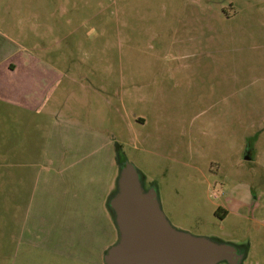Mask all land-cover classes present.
<instances>
[{
    "label": "rangeland",
    "instance_id": "374dc122",
    "mask_svg": "<svg viewBox=\"0 0 264 264\" xmlns=\"http://www.w3.org/2000/svg\"><path fill=\"white\" fill-rule=\"evenodd\" d=\"M156 130L174 136L177 155L191 156L194 178L202 168L238 170L218 159L220 130L238 136L246 154L229 157L241 167L227 189L249 187L240 212L222 220L211 206L197 215L202 191L191 182L184 190L198 196L176 209L179 223L159 201L177 229L248 245L244 264H264V159L245 161L264 141V0H0V234L9 166L16 186L29 174L72 181L79 169L89 172L81 180L88 184L91 167L116 146L134 163L139 140ZM60 148L56 172L49 161L38 173L23 170ZM116 173L117 166L113 186ZM217 193L208 190L211 203Z\"/></svg>",
    "mask_w": 264,
    "mask_h": 264
},
{
    "label": "crops",
    "instance_id": "0c3cea01",
    "mask_svg": "<svg viewBox=\"0 0 264 264\" xmlns=\"http://www.w3.org/2000/svg\"><path fill=\"white\" fill-rule=\"evenodd\" d=\"M138 121L142 124L145 122L140 118ZM219 135L226 142L219 151V161H226L238 170H222L214 174L211 170L205 171L202 168L197 169L196 178L186 171L187 168L191 170V156L186 158L176 154L173 135L168 132L161 134L156 130L139 140L141 148L138 149L140 152L133 164L142 174L145 184L156 187L164 210L171 220L179 223L182 218L176 209L186 204L191 196L197 198L198 192L193 194L184 190L194 187L190 182L195 184L197 190L202 191L195 204H199L196 210L199 216L204 215L212 206L211 212L218 210L224 220L228 215L240 212L239 210L248 203L249 187L246 183L234 182V186L227 189L231 179L240 174L241 167L239 157L234 161H230L229 157L240 156L241 152L245 155L246 151H243L238 136H234L233 132L231 135H225L223 130H220ZM38 143L45 145L46 141L37 139L35 145ZM257 144L258 142L248 150L246 162L259 161L260 156L264 159V141L258 146ZM49 154L48 151L43 152L42 162H33L23 170L29 169L28 173H38V170L33 169L38 166L42 168L41 164L49 161L47 165L52 164L56 172L65 153L60 148L50 150ZM8 156H11L10 152ZM115 156L116 154L110 151L100 165L91 167L94 176L88 184L81 180L82 176H87L89 172L79 169L73 171L72 181L70 176L68 181L59 174L53 175L52 179L45 176L42 178V175L33 177L29 174L30 181H34L27 184L20 181L16 186L15 171L9 166L7 224L0 234V264H102V255L108 248L107 245L116 237V230L106 206L113 190ZM199 177L202 180H199ZM194 179L197 181L193 182ZM217 187L220 189V193H217L218 201L211 203L207 192L210 188ZM240 189L244 191L241 193ZM203 193L206 194V200H202L205 199ZM92 225L93 228H90ZM73 230L78 234L76 241L73 239ZM96 231L101 238L97 246L91 239ZM84 238L86 242L81 245Z\"/></svg>",
    "mask_w": 264,
    "mask_h": 264
},
{
    "label": "water",
    "instance_id": "95a60500",
    "mask_svg": "<svg viewBox=\"0 0 264 264\" xmlns=\"http://www.w3.org/2000/svg\"><path fill=\"white\" fill-rule=\"evenodd\" d=\"M115 163L106 206L116 240L104 251L102 264H244L248 249L243 245L177 229L163 213L156 187L145 184L135 164L120 162L117 155Z\"/></svg>",
    "mask_w": 264,
    "mask_h": 264
},
{
    "label": "trees",
    "instance_id": "16d2710c",
    "mask_svg": "<svg viewBox=\"0 0 264 264\" xmlns=\"http://www.w3.org/2000/svg\"><path fill=\"white\" fill-rule=\"evenodd\" d=\"M116 155L119 157L120 162H122V159H121V155L119 153V147L118 146H116ZM217 212H218V210H217ZM242 247H244V249L247 250V245H243Z\"/></svg>",
    "mask_w": 264,
    "mask_h": 264
},
{
    "label": "flooded vegetation",
    "instance_id": "af4514ba",
    "mask_svg": "<svg viewBox=\"0 0 264 264\" xmlns=\"http://www.w3.org/2000/svg\"><path fill=\"white\" fill-rule=\"evenodd\" d=\"M240 249H241L240 251L243 252V248H240ZM247 249H248V245H247Z\"/></svg>",
    "mask_w": 264,
    "mask_h": 264
}]
</instances>
